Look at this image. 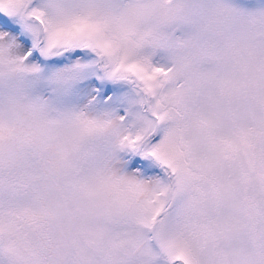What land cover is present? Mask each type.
Masks as SVG:
<instances>
[{
    "label": "snow or ice",
    "instance_id": "1",
    "mask_svg": "<svg viewBox=\"0 0 264 264\" xmlns=\"http://www.w3.org/2000/svg\"><path fill=\"white\" fill-rule=\"evenodd\" d=\"M153 12L149 0H0V264H200L198 246L241 227L218 169L245 192L253 176L264 184L256 133L216 137L200 120L196 152L177 124L194 81L172 86L174 69L145 54Z\"/></svg>",
    "mask_w": 264,
    "mask_h": 264
},
{
    "label": "clouds",
    "instance_id": "2",
    "mask_svg": "<svg viewBox=\"0 0 264 264\" xmlns=\"http://www.w3.org/2000/svg\"><path fill=\"white\" fill-rule=\"evenodd\" d=\"M149 2L154 12L141 33L146 50L168 54L174 69L172 86L178 79L194 81L183 97L184 119L177 124L196 152L207 153L205 132L198 122L208 120L215 124L216 137L232 138L239 129H253L255 150L264 155V13L235 12L217 0ZM178 28L187 29L185 38H175ZM196 77L203 79L196 82ZM225 81L237 82L238 87L222 94L219 84ZM95 147L105 155L111 142L101 139ZM218 170L242 202L241 227L215 245L198 246L200 264H264V216L251 220L243 204L246 195L264 207V184L253 176L245 192L232 167L225 163ZM219 214L228 215L224 210Z\"/></svg>",
    "mask_w": 264,
    "mask_h": 264
},
{
    "label": "rangeland",
    "instance_id": "3",
    "mask_svg": "<svg viewBox=\"0 0 264 264\" xmlns=\"http://www.w3.org/2000/svg\"><path fill=\"white\" fill-rule=\"evenodd\" d=\"M217 2L235 12L264 13V0H217ZM186 34L187 29L185 28H178L174 32V36L177 39L185 38ZM145 54L149 55L158 66L171 67L170 57L166 52L146 50Z\"/></svg>",
    "mask_w": 264,
    "mask_h": 264
}]
</instances>
